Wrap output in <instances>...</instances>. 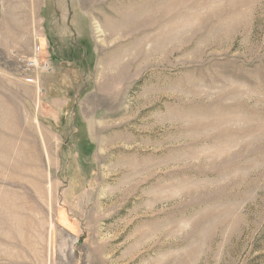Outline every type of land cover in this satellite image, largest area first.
Masks as SVG:
<instances>
[{
  "label": "rangeland",
  "instance_id": "1",
  "mask_svg": "<svg viewBox=\"0 0 264 264\" xmlns=\"http://www.w3.org/2000/svg\"><path fill=\"white\" fill-rule=\"evenodd\" d=\"M0 264H264V0H0Z\"/></svg>",
  "mask_w": 264,
  "mask_h": 264
},
{
  "label": "bare ground",
  "instance_id": "2",
  "mask_svg": "<svg viewBox=\"0 0 264 264\" xmlns=\"http://www.w3.org/2000/svg\"><path fill=\"white\" fill-rule=\"evenodd\" d=\"M42 184V183H41ZM39 189V188H38ZM46 192V191H45ZM51 192V191H50ZM47 193H48V191H47ZM50 194V193H49ZM45 197V196H44ZM50 197H51V195H50ZM43 206V205H42Z\"/></svg>",
  "mask_w": 264,
  "mask_h": 264
}]
</instances>
